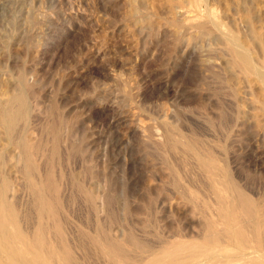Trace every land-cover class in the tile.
I'll list each match as a JSON object with an SVG mask.
<instances>
[{"label": "rangeland", "instance_id": "1", "mask_svg": "<svg viewBox=\"0 0 264 264\" xmlns=\"http://www.w3.org/2000/svg\"><path fill=\"white\" fill-rule=\"evenodd\" d=\"M228 36L262 66L264 0H0V104L28 108L0 124L18 228L47 226L75 264L180 247L207 249L182 264H264V86ZM219 197L248 246L219 237Z\"/></svg>", "mask_w": 264, "mask_h": 264}, {"label": "bare ground", "instance_id": "2", "mask_svg": "<svg viewBox=\"0 0 264 264\" xmlns=\"http://www.w3.org/2000/svg\"><path fill=\"white\" fill-rule=\"evenodd\" d=\"M227 43L229 45L230 51H231L232 56H233L232 57L234 60L233 65L235 67L239 68L243 72L252 73V74L256 75L261 80V82L264 86V64H262V66L260 64V65H258L260 67H257L256 63L254 64L253 60H251L252 56L250 57L251 54L248 53L249 51L246 52V51L242 50L238 46V43L234 37L228 36L227 37ZM26 103L27 102L24 100V96H22V94H13L7 98L6 104H0V124L3 126V129H5L6 131H10L13 129V127L15 126V124L18 121L24 120L27 117V113H28L27 109L28 108H27ZM21 144L24 145V143H21ZM199 154H200V152H199ZM0 184H1L0 185V264H75L67 249L59 246L58 248H59L60 255L57 257V253H56L55 249L50 247V244H47L46 239L43 236V233H46V231H47V228H46L47 226L44 227L40 223L36 224L32 234L31 233L28 234L23 229L18 228V222H17V219L15 217L13 206H12L11 202L9 201V198L7 196V193H6L7 183L4 181L3 183H0ZM31 185H33V184H31ZM32 189H33V187H32ZM229 202H230V200H229ZM260 205H259L258 211H257L258 212L257 225H258V229H259V232L261 235L259 242H260V244L262 243L263 247H264V206H260ZM223 208H224V203H222V197H219L218 198V205H217L218 219H219V221L223 222V225H224L222 228H220V230L218 232V234H220L219 237L223 238V239H225L226 237L230 238L231 237L230 234L234 233V234H237L239 236L237 238L239 240L240 246H241V244L247 245L248 240L242 236L243 233L246 231L245 229L241 228V225L243 222L240 223V219L242 217L240 218V216L236 212H234L235 208L234 209L229 208L226 211L223 210ZM37 212H39V213L42 212L41 206H38ZM219 221H217V220L216 221H214V220L210 221V227L211 226L213 227ZM242 226H244V225H242ZM245 226H247V225H245ZM57 231H58V229L56 228V232ZM257 231H256V233H257ZM86 243L87 242H85V244ZM183 244H185V243H183ZM176 246H178V245H176ZM153 248H155V247H153ZM60 249H62V250H60ZM87 249H85V250L88 251ZM184 249H185V247H184ZM135 250L138 251L137 249H135ZM170 250L171 251H165V252L160 253V254L157 253L158 256H157L156 260L160 261L161 262L160 264H182V263H179L178 261L184 260V259H191L196 255L199 256L198 254L207 252V249H203V248H193V249L188 248V250L184 251L180 247V248H177L174 250H172L170 248ZM210 250H211V248H210ZM87 255H89V253ZM240 255H242V254H240ZM100 256L101 255H99V258H100ZM79 257H80V255H79ZM58 260H60V262H58ZM102 262H103V260H102ZM205 262H201V264H212V263H205ZM85 263L87 264L86 260H85ZM195 264H196V262H195Z\"/></svg>", "mask_w": 264, "mask_h": 264}]
</instances>
